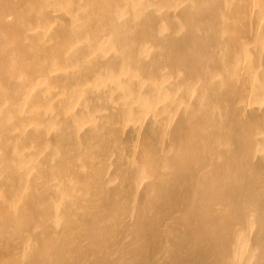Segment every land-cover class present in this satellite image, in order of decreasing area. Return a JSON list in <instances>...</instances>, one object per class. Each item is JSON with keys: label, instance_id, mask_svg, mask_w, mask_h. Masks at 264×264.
I'll return each mask as SVG.
<instances>
[{"label": "bare ground", "instance_id": "6f19581e", "mask_svg": "<svg viewBox=\"0 0 264 264\" xmlns=\"http://www.w3.org/2000/svg\"><path fill=\"white\" fill-rule=\"evenodd\" d=\"M0 264H264V0H0Z\"/></svg>", "mask_w": 264, "mask_h": 264}]
</instances>
